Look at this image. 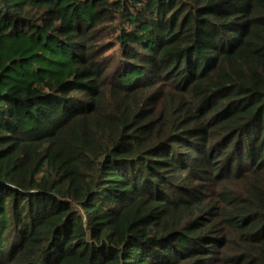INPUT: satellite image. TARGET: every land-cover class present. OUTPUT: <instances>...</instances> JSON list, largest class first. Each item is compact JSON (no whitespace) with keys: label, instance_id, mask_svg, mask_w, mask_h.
Returning <instances> with one entry per match:
<instances>
[{"label":"trees","instance_id":"16d2710c","mask_svg":"<svg viewBox=\"0 0 264 264\" xmlns=\"http://www.w3.org/2000/svg\"><path fill=\"white\" fill-rule=\"evenodd\" d=\"M264 264V0H0V264Z\"/></svg>","mask_w":264,"mask_h":264},{"label":"rangeland","instance_id":"374dc122","mask_svg":"<svg viewBox=\"0 0 264 264\" xmlns=\"http://www.w3.org/2000/svg\"><path fill=\"white\" fill-rule=\"evenodd\" d=\"M227 251V250H226ZM230 251L228 250L226 253H223L217 257V260L213 262V264H226L225 262V256L227 257L230 255Z\"/></svg>","mask_w":264,"mask_h":264}]
</instances>
